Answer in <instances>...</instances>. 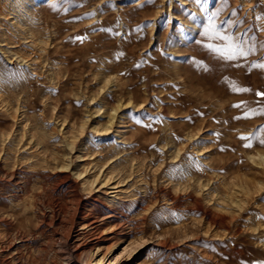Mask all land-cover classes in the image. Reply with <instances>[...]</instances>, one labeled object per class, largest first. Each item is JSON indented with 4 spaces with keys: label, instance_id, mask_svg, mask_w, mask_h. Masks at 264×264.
Returning <instances> with one entry per match:
<instances>
[{
    "label": "rangeland",
    "instance_id": "rangeland-1",
    "mask_svg": "<svg viewBox=\"0 0 264 264\" xmlns=\"http://www.w3.org/2000/svg\"><path fill=\"white\" fill-rule=\"evenodd\" d=\"M213 12L254 50H210ZM257 16L264 0H0V264H264Z\"/></svg>",
    "mask_w": 264,
    "mask_h": 264
},
{
    "label": "snow or ice",
    "instance_id": "snow-or-ice-1",
    "mask_svg": "<svg viewBox=\"0 0 264 264\" xmlns=\"http://www.w3.org/2000/svg\"><path fill=\"white\" fill-rule=\"evenodd\" d=\"M235 11L233 12V15H235ZM218 16L217 12H213L211 14V16L208 17V25L203 33V35L208 38V39H216V40H221L224 41L226 43V47L224 49H220V48H215V49H211L217 53H220L222 56L226 57L227 59H234L237 56H246L249 52L254 50V47H248L247 41H243L241 42L239 37H235L234 34L232 35H225L224 31H226V29L224 31H222L223 25H221L220 27L217 26L215 20L213 19V17ZM257 21H262L264 20V17L261 16H257L255 18ZM227 23V22H225ZM262 47H264V45H261ZM261 67H264V65H262ZM235 91H248V89H241V88H234ZM256 95L258 97H264V93L261 92H257ZM261 114H264V110H262ZM244 118H249V113L245 112L244 114ZM241 139H246L245 137H241ZM261 143H264V141H261ZM245 147H251V143H246L244 145Z\"/></svg>",
    "mask_w": 264,
    "mask_h": 264
},
{
    "label": "bare ground",
    "instance_id": "bare-ground-1",
    "mask_svg": "<svg viewBox=\"0 0 264 264\" xmlns=\"http://www.w3.org/2000/svg\"><path fill=\"white\" fill-rule=\"evenodd\" d=\"M208 1V0H207ZM258 159L260 160V164H264V155L263 154H258ZM258 160V161H259ZM77 264V263H76Z\"/></svg>",
    "mask_w": 264,
    "mask_h": 264
}]
</instances>
